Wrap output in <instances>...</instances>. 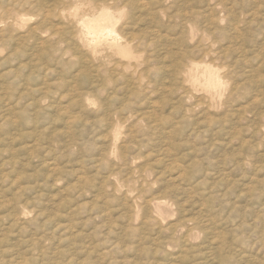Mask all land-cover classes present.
Returning <instances> with one entry per match:
<instances>
[{"label":"rangeland","instance_id":"1","mask_svg":"<svg viewBox=\"0 0 264 264\" xmlns=\"http://www.w3.org/2000/svg\"><path fill=\"white\" fill-rule=\"evenodd\" d=\"M41 1L43 4L45 0L38 2ZM46 1L47 6L54 3ZM138 1L145 2L149 11L154 12V17L148 15L151 21L148 18L147 24L154 33L148 54L152 68L147 70L150 77H144L132 94L130 88L127 91L123 87L118 88L117 97L112 91L108 93L109 89L92 94L89 81L95 79L94 72L79 62L78 54L59 64L47 61L45 66L51 68L48 73L36 58L44 52L33 50L34 53L29 44L21 45V52L16 55H8L10 60L6 64L0 61V264H264V0H176L177 7L173 0H158L163 1L160 6L156 0ZM138 1L133 3L139 4ZM253 7L259 8L251 11ZM19 10L31 15L30 25L38 21L33 8L26 6ZM138 12L141 14L140 9L134 10ZM183 14L188 17L182 18ZM198 43L199 47L195 46ZM62 44L65 46L66 42ZM46 45L51 46L50 42ZM182 49L191 52L196 61L231 71L232 80L238 77L232 81L235 87L238 85L232 106L226 110L218 109L217 105L209 111L200 110L195 102L202 97L201 93H196V100L185 101L187 104L181 99L182 90L171 70L176 64L172 58L184 53ZM216 49L226 52L227 57L214 53ZM221 56L229 64L221 61ZM8 67L12 73L1 77ZM163 91L172 99L164 96ZM84 93L90 95V102L84 100ZM146 95L151 96L148 101L152 104L144 108L143 103L140 108L139 101ZM78 101L80 104H76ZM188 106H192L194 113L187 112ZM116 108L125 112L118 109L120 115ZM133 108L140 110L132 111ZM186 121L192 128L183 125ZM148 122L151 124L147 125ZM117 132L120 140L115 145ZM129 133L132 137L127 136ZM179 133L185 134L180 137ZM164 134H168L167 138ZM218 134L221 136L215 137ZM189 147L195 150H188ZM158 199L165 200V204H159Z\"/></svg>","mask_w":264,"mask_h":264},{"label":"bare ground","instance_id":"2","mask_svg":"<svg viewBox=\"0 0 264 264\" xmlns=\"http://www.w3.org/2000/svg\"><path fill=\"white\" fill-rule=\"evenodd\" d=\"M40 1V0H38ZM38 1H34V0H0V61L3 63V64H6L8 62V59H9V56L11 57V55H16V53L19 51L21 52L19 49L21 48V45L25 44V45H28L30 46L31 49L29 50H34V51H40L41 52H44L43 54H39L37 55L36 58H38L45 67L44 69V72L48 73V72H51V68L50 65L49 66H45L44 63H47V61H52V62H56L59 64L63 62V60L66 58V57H73L75 54H78L79 55V62L81 64H84V65H88L87 67L89 68V70H92V72H94V77L95 79L93 81H89L90 84L89 86H91V88L94 90H92V94L94 93H104L103 91H107L108 89V93L109 91H112L113 94L116 95V92L118 91V88L119 87H123L122 89H126L127 88V91H128V88H130L129 92H134V88L137 86V85H141L142 83V79L144 77H148L149 75H147V70L150 71V56L148 55L149 53V49H150V46H151V34H154V33H151L150 31V27L147 26L148 24V21L151 19L149 18V16H152L154 13L152 11H149L150 9H148V7H146V3H142L140 4L141 2H139V4H136V3H133V0H54V3L52 6H47L48 3H44L42 4V1L41 3L38 2ZM52 0H50L49 2H51ZM141 1V0H140ZM153 1V0H152ZM158 0H156L157 2ZM166 1V0H164ZM175 1L174 2V5H176L178 3V1L176 2V0H173ZM184 1V0H182ZM206 1V0H205ZM218 1V0H217ZM243 1V0H242ZM47 2V1H46ZM154 2V1H153ZM152 2V3H153ZM159 2H163V1H158V5L157 6H160L161 3ZM180 2V1H179ZM186 2V1H184ZM204 2V0H203ZM208 2H210V0H208ZM235 2V1H234ZM258 2V1H256ZM151 3V2H150ZM155 3V2H154ZM165 3V2H164ZM189 2L187 1V4ZM191 3V2H190ZM196 3V1H195ZM236 3V2H235ZM247 3V2H246ZM46 6H45V5ZM166 4V3H165ZM171 4V3H170ZM185 4V3H183ZM187 4H185L184 6H186ZM250 4V3H248ZM151 5V4H150ZM155 5V4H154ZM152 5V6H154ZM182 5V4H181ZM195 5V4H194ZM214 5V4H213ZM217 4H215L216 6ZM225 5V4H224ZM236 5V4H235ZM26 6H29L30 8H33L34 11H36V14L34 16H36L38 18V21L33 24V25H30L29 22L32 21V18L30 17L31 15H27L24 11L25 14H22L23 11H21L22 13H20V8H24L26 9ZM156 6V7H157ZM183 6V5H182ZM181 7L180 8V11H181ZM210 6V5H209ZM208 6V7H209ZM226 6V5H225ZM243 6V5H242ZM249 6V5H248ZM155 7V6H154ZM162 7V6H161ZM159 7V8H161ZM166 6L164 5L163 8H165ZM177 7V5L175 6ZM174 7V8H175ZM204 7V6H203ZM230 7V6H229ZM237 7V6H236ZM153 8V7H152ZM168 8H169V5H168ZM170 8H171V5H170ZM188 8H190L188 6ZM187 8V9H188ZM214 8V7H213ZM232 8V7H231ZM250 8V7H249ZM259 8V7H256V9ZM264 7H262L263 9ZM29 9V8H28ZM137 9H140L141 10V14L138 12L137 15L136 13H134V10L136 11ZM173 9V6L172 8ZM177 9V8H176ZM184 9V8H183ZM186 9V11H187ZM200 9V8H199ZM210 9V8H209ZM256 10L254 7L251 9L252 10ZM261 9V10H262ZM24 10V9H23ZM167 9H165L164 11H166ZM191 10V9H190ZM193 10V9H192ZM195 10V9H194ZM204 10V9H203ZM205 10L207 11L208 8H205ZM226 10V9H225ZM171 11V10H169ZM173 11V10H172ZM171 11V12H172ZM206 11H204L206 13ZM209 11V10H208ZM233 11V10H232ZM242 11V10H241ZM250 11V12H251ZM27 12V11H26ZM33 12V11H32ZM31 12V14H32ZM159 12V11H157ZM163 12V11H162ZM168 12V10H167ZM178 12V14L180 13L179 10L176 11ZM213 12V11H212ZM250 12L249 15H250ZM264 12V11H263ZM165 13V12H164ZM173 13V12H172ZM175 13V12H174ZM183 13V11L181 12ZM189 13V12H188ZM211 13V12H210ZM231 13V12H230ZM244 13V12H243ZM247 13V15H248ZM252 13V12H251ZM257 13V12H256ZM160 14V13H159ZM187 14V13H186ZM198 14V13H196ZM258 14H260L258 12ZM263 14V13H262ZM149 15V16H148ZM158 13L155 12V16H157ZM177 15V13H176ZM174 15V16H176ZM184 15V14H183ZM182 16V18L184 17H188V16ZM188 15V14H187ZM199 15V14H198ZM231 15V14H230ZM236 15V14H235ZM255 15V14H254ZM169 15H167L168 17ZM171 16V15H170ZM173 16V18H174ZM180 16V17H181ZM206 16V15H204ZM208 16V15H207ZM238 16V15H237ZM242 16V15H241ZM240 16V17H241ZM154 17V15H153ZM209 19H210V16H208ZM217 17V16H216ZM251 17L253 18L254 16L251 15ZM34 18V17H33ZM149 18V20H148ZM158 18V17H156ZM204 18V17H203ZM202 18V19H203ZM207 19V17H205ZM245 18V17H244ZM252 18H248V19H252ZM257 18V17H256ZM254 18V19H256ZM161 19V18H160ZM196 19V18H195ZM212 19V18H211ZM210 19V20H211ZM214 19V18H213ZM239 19V18H238ZM248 19L247 22H248ZM260 19H262L260 17ZM34 20V19H33ZM153 20V18H152ZM163 20V19H162ZM170 20H173V19H170ZM169 20V21H170ZM198 20V19H197ZM208 20V19H207ZM216 20V19H214ZM219 20V19H218ZM240 20V19H239ZM55 21H57V23L55 24ZM151 21V20H150ZM149 21V22H150ZM160 21V20H159ZM204 21V19H203ZM209 21V20H208ZM207 21V22H208ZM253 21V20H252ZM174 22V21H173ZM184 22V21H183ZM182 22V23H183ZM191 22V21H190ZM211 22V21H210ZM218 22V21H217ZM231 22V21H230ZM229 22V23H230ZM246 22V23H247ZM256 22V21H255ZM168 23V22H167ZM193 23V22H191ZM198 23V21H197ZM242 23V21H241ZM244 23V22H243ZM242 23V24H243ZM245 23V24H246ZM171 24V23H170ZM196 24V23H195ZM199 24H200V21H199ZM214 24V23H213ZM212 24V25H213ZM219 24V22H218ZM217 24V25H218ZM238 24V23H237ZM251 24V23H250ZM249 24V25H250ZM167 25V24H166ZM175 25V24H174ZM177 25V24H176ZM194 25V23H193ZM202 25H206V24H202ZM202 25H201V28H202ZM209 25V24H208ZM207 25V26H208ZM244 25V24H243ZM56 28H55V27ZM140 26V27H139ZM155 26V25H154ZM158 26L157 28H160V23L158 22ZM171 26V25H170ZM179 26V25H178ZM188 26V25H187ZM231 26V25H230ZM172 27V26H171ZM199 27V26H198ZM210 27V26H209ZM219 27V25H218ZM228 27V26H227ZM236 27V26H235ZM238 28H240L239 24L237 26ZM247 27V26H246ZM153 27H151L152 29ZM168 28V27H167ZM204 30H205V27H203ZM213 28V27H212ZM237 28V29H238ZM250 28V27H249ZM20 29H26L25 31L23 32H20L19 30ZM154 29V28H153ZM170 29V28H169ZM196 29H199V28H196ZM221 29V28H220ZM219 30H215V31H212L213 33L216 32V31H220ZM226 29V28H225ZM232 29V28H231ZM236 29V30H237ZM157 30V29H156ZM162 30L163 27H162ZM189 30V28H188ZM195 30V29H194ZM203 30V29H202ZM229 30V29H228ZM234 29V32L236 31ZM160 29L158 30V32L160 33ZM201 31V30H200ZM207 31V30H206ZM240 31V29H239ZM254 31V30H253ZM252 31V32H253ZM15 32H18L17 34H15ZM164 32V31H163ZM211 32V33H212ZM224 32V30L222 31ZM258 32V31H256ZM255 32V33H256ZM20 33V34H19ZM165 33V32H164ZM163 33V34H164ZM179 33V32H178ZM185 33H187L185 31ZM210 33V32H208ZM241 33V32H240ZM156 34V32H155ZM162 34V35H163ZM167 34V33H166ZM202 34V33H201ZM238 34V33H237ZM165 35V34H164ZM168 35V34H167ZM171 35V34H170ZM208 35H211V34H208ZM233 35V34H232ZM241 35V34H240ZM157 38L159 35H156ZM239 36V35H238ZM155 37V36H154ZM166 38V37H164ZM182 38V37H181ZM184 38V37H183ZM189 38V37H187ZM185 38V39H187ZM202 38L199 37V39ZM212 38H214L212 36ZM216 38V37H215ZM214 38V39H215ZM223 38V37H222ZM249 37H247L248 39ZM253 38V37H252ZM173 39V38H172ZM241 39V38H240ZM157 40V39H156ZM162 40V39H161ZM174 40V39H173ZM179 40V39H178ZM250 40V39H248ZM52 41V43H51ZM54 41V42H53ZM177 41V40H175ZM174 41V43H176ZM182 41L185 42V40L182 39ZM213 41V40H212ZM211 41V42H212ZM251 41V40H250ZM29 42V43H28ZM51 44V46L47 47V43ZM66 42V45L64 46L62 43ZM155 42V41H154ZM161 43H163L162 41H160ZM169 42V40H168ZM179 42V41H178ZM156 43V42H155ZM166 43V42H165ZM171 43V41H170ZM199 43H201V41H199ZM199 43L198 45H195L197 47H199ZM242 43V42H241ZM179 44V43H178ZM197 44V42H196ZM202 44V43H201ZM155 45H157L159 47V45L156 43ZM164 45V44H162ZM180 45V44H179ZM210 45V43H209ZM166 46V45H164ZM168 46V45H167ZM185 46V44H184ZM183 46V47H184ZM203 46V45H202ZM200 45V48L202 47ZM211 46V45H210ZM156 47V46H155ZM154 47V49H155ZM157 47V48H158ZM163 47V46H162ZM179 47V46H177ZM187 47V46H186ZM189 47V46H188ZM187 47V48H188ZM243 47V46H242ZM8 48H11L10 52L9 53H6L4 54L3 52H5ZM191 48V46L189 47ZM204 48V47H203ZM176 49V47H175ZM174 49V51H175ZM197 49V48H196ZM210 49H212L210 47ZM228 49V48H227ZM254 49V48H253ZM168 50V49H167ZM166 50V51H167ZM186 49H182V51L184 53H182L177 59L176 58H172V60H176V64L173 68L172 71V74H173V77L175 79V81L177 82V86L180 87V90H182V93L180 95L181 99L185 101H189V100H196L197 97H196V93H201L202 94V97H198V99L196 100V106L198 107H201L200 110H206V111H209V110H212L214 108H216V105L218 106L217 108L218 109H224L226 110L228 106H232L230 105L231 104V101L233 100L232 97H233V94H234V91L237 89L236 87L238 85H236L235 87V83H233L232 81L238 79V77L236 79H233L232 80V74H231V71L227 70L228 72L226 71H223V69L221 67H218V66H215L211 63H206V62H201V61H196L195 59L196 58H193L191 56V52H187V51H184ZM188 50V49H187ZM203 50V49H201ZM218 49L215 50L214 53H218L219 55L221 53V55H225L227 57V54H225L226 52L224 51H218L216 52ZM226 50V48L224 49ZM246 50V49H245ZM261 50V49H260ZM28 51V50H27ZM26 51V52H27ZM33 51V52H34ZM154 51V50H153ZM180 51V50H179ZM213 51V50H212ZM227 51V50H226ZM248 51V50H247ZM255 51V50H254ZM47 52V53H45ZM169 52V50H168ZM167 52V53H168ZM178 52V51H177ZM35 53V52H34ZM30 54V56L32 55H35V54ZM228 53V52H227ZM234 53V52H233ZM253 53V52H252ZM255 53V52H254ZM28 54H29V51H28ZM145 54V55H144ZM164 54V53H162ZM211 54V53H210ZM237 54V53H236ZM155 55V54H154ZM229 55H232L229 53ZM238 55H241V57H243V54H239ZM18 56V55H17ZM24 56H26L24 54ZM23 56V57H24ZM158 56V55H157ZM204 56V55H203ZM211 56V55H210ZM233 58H234V55H232ZM28 57V56H27ZM156 57V56H155ZM162 57V56H161ZM176 57V56H174ZM222 57V56H221ZM239 57V56H238ZM25 58V57H24ZM29 58V57H28ZM32 58V57H31ZM35 58V56H34ZM33 58V59H34ZM46 58V61L45 60H42V59H45ZM154 58V57H153ZM171 58V57H170ZM212 58V57H210ZM223 59L221 61H224L225 57H222ZM26 59V58H25ZM30 59V58H29ZM33 59H31L30 61H32ZM69 59V58H68ZM162 59V58H161ZM201 59V58H200ZM215 59V58H214ZM214 59H212L214 61ZM243 59V58H242ZM240 59V60H242ZM10 60V59H9ZM22 60V59H21ZM20 60V67H23L24 64L21 62ZM165 60H166V57H165ZM164 60V61H165ZM216 60V59H215ZM239 60V59H238ZM23 61V60H22ZM160 61V59H159ZM163 61V62H164ZM234 60H232L233 62ZM69 62V61H68ZM78 62V61H77ZM78 62V63H79ZM156 62V61H155ZM211 62V61H210ZM215 62V61H214ZM226 62V64H229L227 61H224ZM243 62V61H242ZM241 62V63H242ZM245 62V61H244ZM22 63V64H21ZM71 63V62H70ZM69 63V64H70ZM79 63V64H80ZM161 63V62H159ZM166 63H169V62H166ZM222 63V62H221ZM238 63V62H235V64ZM80 64V66H81ZM157 64V62H156ZM220 64V63H219ZM223 64V63H222ZM166 65V64H165ZM164 65V66H165ZM171 65V64H169ZM79 66V67H80ZM158 66H161V65H158ZM157 66V68H159ZM168 66V65H166ZM223 66V65H221ZM225 66V65H224ZM13 67V66H12ZM82 67H85L87 69L86 66H82ZM163 67V65H162ZM162 67H160L162 69ZM227 67V66H226ZM241 67V66H240ZM250 67V66H249ZM81 68V67H80ZM79 68V69H80ZM150 68V69H149ZM156 68V70H157ZM169 68V67H168ZM224 68V67H223ZM233 68V67H232ZM245 68V67H244ZM11 68L8 67L6 69H4V72L2 73L1 77H6L7 74H10L12 73V71L10 70ZM160 69V70H161ZM166 69V68H165ZM164 69V70H165ZM171 69V68H169ZM229 69V67H228ZM231 69V68H230ZM81 70V69H80ZM163 70V69H162ZM234 70V69H233ZM242 70V69H241ZM88 71V69H87ZM168 71V70H166ZM165 71V72H166ZM257 71V70H256ZM14 72H16L14 70ZM236 72V71H234ZM252 72V71H250ZM17 73V72H16ZM15 73V74H16ZM155 73V72H154ZM159 72H157L158 74ZM167 73V72H166ZM91 74V73H90ZM115 74V75H113ZM162 74V73H160ZM163 74H164V71H163ZM231 74V75H230ZM261 74V73H260ZM147 75V76H146ZM170 75V74H168ZM92 76V75H90ZM159 76V74L157 75ZM249 76V75H248ZM150 77V76H149ZM148 77V78H149ZM163 77V76H161ZM234 77V76H233ZM245 77V76H244ZM8 78V77H7ZM91 78V77H90ZM156 78V77H155ZM160 78V77H158ZM157 78V79H158ZM13 79V78H12ZM152 79V78H151ZM150 79V80H151ZM166 79V78H165ZM168 79V78H167ZM242 79V78H241ZM240 79V80H241ZM136 81V82H133ZM149 80V81H150ZM161 80V79H160ZM163 80H164V77H163ZM163 80H162V83H163ZM159 81V80H158ZM148 82V81H147ZM145 83L146 85L148 83ZM157 82V81H155ZM154 82L153 85H157L156 83ZM168 82V81H167ZM171 82V81H170ZM169 82V84H170ZM239 82V81H238ZM253 82V81H252ZM150 83V82H149ZM152 83V82H151ZM159 84V82H157ZM241 83V82H240ZM258 83V82H257ZM161 84V83H160ZM165 84V83H164ZM175 84V83H173ZM172 84V85H173ZM238 84V83H237ZM249 84V83H248ZM77 85V84H76ZM135 85V86H134ZM145 85V86H146ZM166 85V84H165ZM88 86V85H86ZM84 86V88L86 87ZM134 86V87H133ZM143 86V87H145ZM161 86V85H159ZM163 86V85H162ZM174 86V85H173ZM167 87V85H166ZM171 87V86H170ZM179 87H176V88H179ZM78 88V87H77ZM104 88H106V90H104ZM164 89V87H162ZM88 89V88H87ZM121 89V88H120ZM136 89V88H135ZM139 89V87H138ZM149 89V88H148ZM146 90V89H145ZM156 90V89H155ZM168 90V89H167ZM165 90V91H167ZM173 90H176V89H173ZM80 91V90H79ZM84 91V90H82ZM141 91V90H140ZM154 91V89H153ZM152 91V92H153ZM157 91V90H156ZM161 91V90H160ZM170 91V90H169ZM106 92V93H107ZM128 92V93H129ZM139 92V91H138ZM150 92V93H152ZM164 92V91H163ZM250 92V91H249ZM90 93V92H89ZM125 93V92H124ZM137 93V92H136ZM145 93V92H143ZM147 93V92H146ZM158 94V92H156ZM154 93V94H156ZM174 93V91H173ZM236 93V92H235ZM91 94V96H92ZM132 94V93H131ZM135 94V93H134ZM133 94V95H134ZM140 94V92L138 93ZM136 94V95H138ZM156 94V96H157ZM164 94V96H167V94L165 95V92L162 93ZM251 94V93H250ZM79 95V94H78ZM78 95H76V97H78ZM82 95H83V92H82ZM109 95V94H108ZM112 95V93L110 94ZM124 95V94H123ZM122 95V96H123ZM126 95V94H125ZM129 95V94H128ZM142 95V94H141ZM160 95V94H159ZM131 96V95H130ZM163 96V95H162ZM163 96V97H164ZM74 97V96H73ZM75 97V98H76ZM109 97V96H108ZM117 97V95H116ZM119 97V96H118ZM121 97V96H120ZM120 97H119V100H120ZM125 97V96H124ZM132 97V96H131ZM141 96H139L140 98ZM151 97V96H150ZM150 97L149 96H144L143 98H141V101H139V105L140 108L142 106V104L144 103L145 105H149V101H150ZM168 97V96H167ZM172 97V96H171ZM171 97H168V98H171ZM179 97V98H180ZM80 98V97H79ZM84 100H87V102H90L91 100V97L90 95H88L87 93L85 94L84 93V96H83ZM110 98V97H109ZM129 98V97H128ZM158 98V97H156ZM160 98V97H159ZM162 98V97H161ZM177 100L178 97H176ZM176 98H175V101H176ZM252 98V97H251ZM82 99V97H81ZM80 99V100H81ZM106 99V97H105ZM118 99V98H117ZM137 99V97L135 98ZM149 99V101H148ZM165 99H167L165 97ZM172 99V98H171ZM244 99V98H243ZM242 99V100H243ZM255 99V98H254ZM84 100H82L84 102ZM104 100V99H103ZM102 100V101H103ZM109 100V99H108ZM124 100V99H123ZM126 100V99H125ZM130 100V99H128ZM157 100V99H156ZM246 100V99H245ZM101 101V100H100ZM101 101V102H102ZM132 101V100H131ZM158 101V100H157ZM174 101V100H172ZM181 101V100H179ZM250 101V100H248ZM96 102V101H95ZM110 102V101H109ZM123 102V101H122ZM127 102V101H126ZM136 103V101H134ZM134 102L132 101V103L134 104ZM159 102V101H158ZM161 102V101H160ZM164 102V101H163ZM165 102H168V101H165ZM164 102V103H165ZM243 102V101H242ZM247 102V101H246ZM125 103V102H124ZM162 103V104H164ZM176 103V102H175ZM186 103V102H185ZM193 103V104H195ZM254 103V102H253ZM75 104V103H73ZM76 104H80L79 101L76 103ZM85 104V103H84ZM131 105V103H128ZM127 104V105H128ZM137 104V103H136ZM152 104V102L150 103ZM160 104V103H159ZM174 104V103H173ZM180 104V103H179ZM187 104V103H186ZM185 104V105H186ZM83 105V104H82ZM81 105V106H82ZM93 105V104H92ZM116 105V104H115ZM126 105V106H127ZM144 105V108L145 107H149L148 105L145 106ZM181 105V104H180ZM258 105V104H257ZM86 106V105H85ZM84 106V108H85ZM100 106V105H99ZM125 106V105H124ZM137 106V107H138ZM155 106V104H154ZM163 105H161L162 107ZM190 106V105H189ZM188 106V107H189ZM251 106H253L251 104ZM83 107V106H82ZM117 107V106H115ZM120 107V106H118ZM123 107V106H122ZM131 107H134V106H131ZM168 107V106H167ZM171 107V106H170ZM194 107V106H193ZM240 107V106H239ZM261 107V106H260ZM107 108V107H105ZM126 107H124L125 109ZM144 108H142L144 110ZM150 108H153L152 106ZM156 109H158L157 107H155ZM154 108V109H155ZM169 108V107H168ZM175 108V107H174ZM229 108V107H228ZM253 108V107H252ZM102 109V108H100ZM114 109V108H113ZM117 109V108H116ZM120 109L121 111H123L124 109L123 108H118ZM117 109V111H118ZM123 109V110H122ZM136 109V108H133L132 111ZM160 109H164V108H160ZM180 109V108H178ZM183 109V108H182ZM187 109V112L189 111H193L194 113V110H192V106L191 108H185ZM247 108H245L246 110ZM112 110V109H109V111ZM127 111V108L125 109ZM124 110V112H125ZM136 110H140V109H136ZM175 110V109H174ZM184 110V109H183ZM182 110V112H183ZM230 110V109H228ZM234 110V109H233ZM105 111V110H103ZM103 111H101L103 113ZM114 111V110H112ZM130 111V109H129ZM160 111V110H159ZM165 111V110H164ZM168 111V110H167ZM171 111V110H170ZM169 111V112H170ZM206 111L203 112L206 114ZM223 111V110H222ZM221 111V112H222ZM253 111V110H252ZM97 112V111H96ZM107 112V111H105ZM116 112V111H115ZM113 112V113H115ZM119 112V111H118ZM138 112V111H137ZM137 112L135 114H137ZM158 112V111H157ZM156 112V113H157ZM166 112V111H165ZM185 112V111H184ZM98 113V112H97ZM96 113V114H97ZM108 113V112H107ZM112 113V112H110ZM123 113V112H122ZM125 113H128L125 112ZM151 113V112H150ZM198 113V112H197ZM200 113V112H199ZM214 113V112H212ZM244 113V112H243ZM105 113H103L104 115ZM120 115H122L120 112H119ZM139 114V112H138ZM137 114V116H138ZM152 114V113H151ZM155 114V113H154ZM159 114V113H157ZM156 114V116H157ZM161 114V112H160ZM168 114V113H166ZM172 113H170L171 115ZM202 114V113H201ZM216 114V113H215ZM223 114V113H222ZM241 114H242V111H241ZM108 115V114H107ZM124 115V114H123ZM128 115V114H127ZM126 115V116H127ZM165 114H163L164 116ZM180 115V114H179ZM178 115V116H179ZM196 115V114H195ZM217 115V114H216ZM219 115V114H218ZM225 115V114H224ZM243 115V114H242ZM263 115V114H262ZM114 116V115H113ZM113 116L111 115V117L113 118ZM135 116V115H134ZM143 116V115H142ZM145 116V115H144ZM160 116V115H158ZM162 116V115H161ZM174 116H176L174 114ZM193 116V114H192ZM210 116V115H209ZM234 116V115H233ZM232 116V117H233ZM240 116V115H239ZM238 116V117H239ZM105 117V115H104ZM110 117V116H108ZM117 117V115H116ZM148 117V116H146ZM150 117V116H149ZM168 117V115H167ZM200 118V116H198ZM211 117V116H210ZM214 117V116H213ZM223 118V116H221ZM221 117L219 119H221ZM141 118V117H140ZM144 118V117H142ZM154 118V117H153ZM165 118V117H164ZM186 118V117H185ZM193 118V117H192ZM196 117H194L195 119ZM203 119V115L201 117ZM205 118H208L205 117ZM212 118V117H211ZM216 118V117H215ZM115 119V118H114ZM112 119V120H114ZM118 119V118H117ZM147 119V118H145ZM149 119V118H148ZM151 119V118H150ZM161 119V117L159 118ZM167 118H165L166 120ZM170 119L172 120V118L170 117ZM170 119H167L168 121ZM182 119V118H181ZM184 119V117H183ZM187 119H190V118H187ZM202 119H200L202 121ZM225 119V118H224ZM111 120V121H112ZM121 120V119H120ZM119 120V121H120ZM124 120V119H123ZM139 119L137 118V121ZM141 120V119H140ZM153 120V119H152ZM158 120V119H157ZM162 120H163V117H162ZM170 120V121H171ZM198 120V119H197ZM205 120V119H204ZM215 120V119H214ZM213 120V121H214ZM222 120V119H221ZM228 120V119H227ZM230 120V119H229ZM240 120V119H239ZM143 121V119H142ZM160 121V120H158ZM164 121V120H163ZM167 121V122H168ZM183 122V120H180ZM179 121V123H180ZM185 121V120H184ZM195 121V120H193ZM210 121V119H209ZM113 122V121H112ZM115 122V121H114ZM161 122V121H160ZM174 122V121H173ZM197 122V121H196ZM216 122V121H215ZM257 122V121H256ZM125 123V121H124ZM137 122L135 121L134 123L132 122L131 124L132 125H135ZM146 123V121H145ZM155 123V122H154ZM176 122H174L175 124ZM187 123V124H186ZM194 123V122H193ZM200 123V122H199ZM210 123V122H209ZM218 123V121L216 122ZM225 124V122H222ZM148 124H151V122L147 123ZM164 124V123H163ZM170 124V123H169ZM173 124V125H174ZM181 124V123H180ZM189 122H185V124H183L184 126L185 125H188ZM260 124V123H259ZM125 125V124H124ZM146 125V126H147ZM155 125V124H154ZM157 125V124H156ZM176 125V124H175ZM130 127V125H128ZM159 126V125H158ZM166 126V124H165ZM168 126V125H167ZM190 126V125H188ZM194 126H197L194 124ZM264 126V125H263ZM113 127V126H112ZM155 127V126H154ZM153 127V129H154ZM186 127V126H185ZM192 128V124L190 126ZM189 127V128H190ZM207 127V126H206ZM212 127V126H211ZM218 127V126H216ZM220 127V126H219ZM132 128V126H131ZM135 128V127H133ZM149 128V126H148ZM151 128H152V125H151ZM157 128V127H156ZM156 128L154 130H156ZM175 129L177 128V126L174 127ZM188 128V129H189ZM115 129V128H114ZM124 129V128H123ZM159 129V127H158ZM162 129V128H161ZM174 129V130H175ZM181 130V128H179ZM197 129V127H196ZM202 129H204L202 127ZM210 128H208L209 130ZM221 129V128H220ZM226 129V128H225ZM259 129V128H258ZM127 130H128V127H127ZM126 130V131H127ZM151 130V129H150ZM153 130V131H154ZM178 130V129H177ZM176 130V131H177ZM191 130V129H190ZM200 130V129H199ZM206 130V129H204ZM228 130V128H227ZM125 131V132H126ZM137 131V130H136ZM135 130H133V132L137 133ZM157 131V130H156ZM155 131V133H157ZM171 131V130H170ZM173 131V130H172ZM194 131V130H192ZM218 131V130H217ZM231 132V130H229ZM228 131V133H229ZM111 132V131H109ZM128 132V131H127ZM151 132V131H150ZM161 132V130H160ZM169 132V131H168ZM200 132V131H199ZM209 133V131H207ZM214 132V131H213ZM220 132V131H219ZM225 132V130H224ZM260 132V131H259ZM139 133V132H138ZM165 133H167L165 131ZM174 133V132H173ZM188 133H191V132H188ZM187 133V134H188ZM211 133V131H210ZM218 133V132H217ZM216 133V134H217ZM222 133V132H220ZM110 133H108L107 135H109ZM126 135V133H124ZM163 134V133H162ZM185 134V133H184ZM184 134H181V135H184ZM192 134V133H191ZM201 134V133H200ZM213 134V133H212ZM111 135V134H110ZM130 135L127 134V136ZM133 135V134H132ZM150 135V134H149ZM148 135V136H149ZM161 135V134H160ZM165 136L168 135V134H164ZM172 135V134H170ZM169 135V136H170ZM180 133H179V136L181 137ZM203 135V134H201ZM211 135V134H210ZM209 135V136H210ZM131 136V135H130ZM195 136H199V135H195ZM208 136V135H207ZM221 135L218 134V136H215V137H219ZM107 137V136H106ZM132 137V136H131ZM134 137V136H133ZM177 137V136H176ZM199 137H202V136H199ZM211 137V136H210ZM214 137V136H212ZM240 137V136H239ZM167 138V136L165 137ZM173 138V136H172ZM198 138V137H197ZM264 138V137H263ZM102 139V138H101ZM138 138H136L137 140ZM161 139V138H160ZM171 139V137H170ZM188 139V138H187ZM186 139V140H187ZM211 139V138H210ZM215 139V138H214ZM229 139V138H228ZM113 140V139H112ZM120 140V132H117L115 134V145L118 144V141ZM131 140V139H130ZM185 140V141H186ZM190 140V139H189ZM213 140V139H212ZM247 140V139H246ZM108 141V140H107ZM123 141V140H122ZM244 141V140H243ZM106 142V141H105ZM128 142V140H127ZM137 142V141H136ZM156 142V141H155ZM159 142V141H158ZM166 142V141H165ZM164 142V143H165ZM172 142V141H171ZM169 142V143H171ZM187 142V141H186ZM225 142V141H224ZM154 143V142H153ZM210 143V141H209ZM249 143V142H248ZM127 144V143H125ZM158 144V143H157ZM168 144V143H167ZM188 144V143H186ZM190 144V143H189ZM188 144V145H189ZM211 144V143H210ZM212 144H214V142L212 141ZM176 145V144H175ZM248 145V144H247ZM251 145V144H250ZM128 146V145H126ZM174 146V145H173ZM183 146V145H182ZM187 146V145H186ZM192 146V145H191ZM176 147H179L176 145ZM197 147V146H196ZM195 147V148H196ZM108 148V147H107ZM122 147H120L121 149ZM127 147H125L126 149ZM242 148V147H241ZM171 149V148H170ZM195 150L194 148L191 149L190 147L188 148V150ZM130 150V149H129ZM121 151V150H120ZM126 151V150H125ZM237 151V150H236ZM109 152V151H108ZM112 152V151H111ZM123 152V150L121 151ZM129 153V151H127ZM240 152V151H239ZM121 154V153H120ZM127 154V153H126ZM125 154V155H126ZM124 155V154H123ZM123 155H122V158H123ZM130 155V154H129ZM128 155V156H129ZM239 155V154H238ZM108 157V156H107ZM125 157V156H124ZM111 158V157H110ZM127 158V157H126ZM135 158V157H134ZM137 158V157H136ZM108 159V158H106ZM105 159V160H106ZM113 159V158H112ZM186 159V158H185ZM244 159V158H242ZM163 160V159H162ZM183 160V159H182ZM161 161V160H160ZM241 161V160H240ZM107 162V161H106ZM109 162V160H108ZM111 162V161H110ZM124 162V161H123ZM184 162V161H182ZM111 164V163H110ZM124 164V163H123ZM170 164V163H169ZM126 165V164H125ZM124 165V167H125ZM181 165V164H179ZM111 166V165H110ZM120 167H123V166H120ZM118 168V166H117ZM173 170V169H172ZM180 170V169H179ZM125 171V170H124ZM129 171V170H128ZM176 171V170H175ZM131 172V171H130ZM135 172V171H134ZM126 173V172H125ZM133 174V172H132ZM114 175V174H113ZM131 175V174H130ZM138 175V174H137ZM141 175V174H140ZM132 176V175H131ZM179 176V175H178ZM180 178V177H179ZM133 179V178H132ZM138 179V178H137ZM140 179V178H139ZM142 179L144 180V178L142 177ZM175 179V178H174ZM128 180V178H127ZM136 180V179H135ZM177 180V179H176ZM176 180H173V181H176ZM146 181V180H145ZM144 181V182H145ZM142 183V182H141ZM144 185V183L142 184V186ZM141 186V188H143ZM140 189V187H139ZM141 190V189H140ZM144 190V188H143ZM143 192V191H142ZM145 192V191H144ZM140 193V192H139ZM125 194V193H123ZM127 194V192H126ZM139 195V194H137ZM135 195V197L137 196ZM127 196V195H125ZM143 196V195H142ZM128 197V196H127ZM126 197V198H127ZM155 197V196H154ZM160 197V196H159ZM145 198V196H144ZM142 198V199H144ZM156 198V197H155ZM162 198V197H161ZM128 199H130V197H128ZM127 199V200H128ZM135 199V198H134ZM133 199V200H134ZM152 199V198H150ZM149 199V200H150ZM166 199H168L166 197ZM132 200V199H131ZM132 200V201H133ZM136 200V199H135ZM148 200V201H149ZM159 201V204L161 205H164L165 204V200H160L158 199ZM130 201V200H129ZM145 201V199L143 200ZM147 201V202H148ZM155 201V200H154ZM171 201V200H170ZM153 202V201H152ZM151 202V203H152ZM168 202V201H167ZM166 202V203H167ZM144 203V202H143ZM142 203V204H143ZM146 203V202H145ZM149 203V204H151ZM142 204L140 205L142 207ZM130 205V204H129ZM132 205V204H131ZM134 205V204H133ZM148 204H146V207H147ZM145 206V205H144ZM152 206V205H151ZM140 207V208H141ZM145 207V208H146ZM149 207V206H148ZM137 208V207H136ZM153 208V206H152ZM144 210V209H142ZM151 211V209H150ZM153 211V210H152ZM132 212V211H131ZM144 212V211H142ZM25 213H27L25 211ZM152 213V212H151ZM150 213V214H151ZM152 215V214H151ZM152 217V216H151ZM150 217V218H151ZM149 218V219H150ZM156 219V218H154ZM158 220V219H157ZM150 221V220H149ZM160 222V220H159ZM161 227V226H160Z\"/></svg>","mask_w":264,"mask_h":264}]
</instances>
